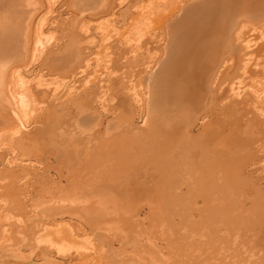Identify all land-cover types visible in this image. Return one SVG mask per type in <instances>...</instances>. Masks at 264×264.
Here are the masks:
<instances>
[{"label": "rangeland", "instance_id": "374dc122", "mask_svg": "<svg viewBox=\"0 0 264 264\" xmlns=\"http://www.w3.org/2000/svg\"><path fill=\"white\" fill-rule=\"evenodd\" d=\"M192 2L17 0L22 39L0 60V264H214L217 246L211 238L203 240L197 210L187 225L190 234L182 231L186 211H192L188 198L193 195L203 205L197 192L212 190L217 176L232 179L229 193L235 201L242 194L254 196L245 182L249 173L264 189V13L238 19L229 34L233 58L224 59L210 78L204 68L210 63L202 58L215 38L225 50L227 32L212 18L190 34L187 8ZM166 28L172 34L169 44ZM183 35L190 36V43H184ZM178 50L184 59L174 60L168 71V56L174 51L178 56ZM161 67L166 77L170 73L174 79L178 70L184 72L180 78L190 76L196 105L181 123L168 121L180 125L177 135L156 130L133 137L122 129L117 109L127 98L135 124L141 125L147 112L136 98L167 101L170 89L159 86ZM225 67L233 70L219 80ZM232 103L238 106L235 113H219ZM252 116L263 132L256 131L252 155L240 168L219 145L207 143L201 126L207 121L211 133L229 135L236 121L245 124ZM165 117H159V126H165ZM255 204L261 216L253 226L260 243L264 200ZM216 225L224 237L228 228ZM191 247L200 250L198 255L205 250L202 262L192 256ZM232 255L244 264L239 249Z\"/></svg>", "mask_w": 264, "mask_h": 264}, {"label": "bare ground", "instance_id": "6f19581e", "mask_svg": "<svg viewBox=\"0 0 264 264\" xmlns=\"http://www.w3.org/2000/svg\"><path fill=\"white\" fill-rule=\"evenodd\" d=\"M17 4H18L17 0H0V60L2 59V57L6 53H8V49H10V48L13 49V48L19 47L18 44H17V41H21V39H22V35H23L22 30H21L22 23L18 19L19 9L17 7ZM187 11H188L187 12V19H188L187 22H188V25H189L187 27V30L189 28V33L190 34L191 33L196 34L197 31H199V29L201 27L200 24L202 25L208 19H212V18L214 20H216V21H220L221 24H223V31L227 32V35L225 37V43H226L225 50H223L221 48L222 47L220 45L221 42L220 41L216 42V40H215L216 38H215L214 39V44L215 45H212V48H210V50L206 49V50H208V52L205 53V55L203 54L204 56H203L202 59L203 60L206 59L205 62L207 61L208 63H210V67H208V65H206L207 63L205 64L206 66L203 65L201 67H204V66H205L204 68L207 67V69H208L207 74H208V76H210V75H212L214 73V71L217 69V67H219L220 63L224 59L233 58V54H234L233 52H234L235 49H233L234 46L232 47V44H231V40L232 39L230 40V37H229V34L234 30L233 26H235V24H236V22L238 21L239 18L250 19V18H255L256 15L263 14L264 13V0H198V1L197 0H193V2L188 5ZM175 20H176V22H178L177 20H179V19L176 18ZM183 21H185V20H183ZM181 24L179 25L180 28L177 25L179 30L182 29L183 26L185 25L184 24L183 26H181ZM211 27H212V25H211ZM169 28H166L168 35L170 34V29ZM181 31H179V32H181ZM181 33H184V30ZM186 33H185V35H186ZM171 35L168 36L169 37L168 44L170 42V39L172 38V37H170ZM217 35L220 36L219 33ZM185 37H187V36L183 35V37H182V38H184V40L187 39V41L183 40L184 43L185 42H187V43L189 42L190 43L189 40H191V39L188 40V37L190 38V36H188L186 39H185ZM179 38H180V41L182 43L181 37H179ZM175 39L173 38L174 43H175V41L177 43L178 40L177 39L175 40ZM172 43H171V47L174 46V43L173 44ZM222 43L225 44L224 42H222ZM168 44H167L166 48H168ZM183 44H181V45L183 46ZM178 46H180V45H178ZM209 46H211V45H209ZM181 47H180V50H181ZM176 51H174V52L172 51L173 53L169 54L171 58L168 56L169 61L166 64L167 67L165 66L167 69H168V67H170L168 71L171 70V67H172L171 64H173L174 60L176 61L177 58L184 59L185 55H182L181 51L179 52V50H178V52L180 54H178V56H177V54H175ZM166 68H165V71H166ZM173 68H174V65H173ZM159 70L160 71L159 72L157 71V72L159 73V75L161 74V77H162V78L159 79V83H160L159 86H163V87L168 86L166 89H170V92H168L167 101H164V102L161 101V100L157 101V99L156 100L152 99V97L148 98L149 95L147 96L146 99H143L141 97H139L138 99L136 98V101H140L141 102L140 103L141 105H139L140 106V110L141 111L145 110L147 112V114H145L144 122L141 125L135 124L134 116L132 115V112H133L134 108L132 107L131 102L130 103L127 102L128 101L127 98H124L123 101H122V99H120L122 101V102L120 101L121 104H123V107L122 108L120 107L121 110H118L119 108L117 107L118 108L117 109L116 106H115V108L117 109V116H118V117L117 116H115V117H117L120 120V123L122 125V129L128 131L129 134L131 136H133V137H135V136L136 137L144 136L145 134H149L150 135V133H152L153 131L155 132L156 130H158V132L160 130H162V131L171 130V131H174L175 133L176 132L178 133V131L180 130L179 129L180 127H178V126H180V125L175 126V125H171V124H173L175 122L177 124V122H179V121L181 123V121H183L184 119H186L189 116L190 110L192 111L193 110L192 108H194L193 105H196L194 103L195 93L193 91V88L191 87V85H193V84H190L191 82L194 83V81L190 80V76H189V79L187 78L188 76L185 77V78H180L182 76L181 74L184 73V72L182 70H180V71L178 70V72L175 71V74L177 75V77L175 75V78L173 79V78L170 77V73H168V72H167L168 73L167 74L168 77L164 76L165 74L162 75V72H164V71H162L163 70L162 67H161V69L159 68ZM201 70H202V68H201ZM205 70H202L201 72H203ZM231 70H233V68L225 67L222 70L221 79H219V80H224L225 77H223V75L225 76L226 73L228 74V72L229 71L231 72ZM172 72H174V71L172 70ZM173 75H174V73H173ZM203 76H205V78H206V74L205 75L202 74V77ZM211 77L212 76H210V78ZM202 80H201V83H202ZM205 82H206V80H205ZM203 84H202V88H203ZM207 85H208V87L210 86L209 83ZM202 94L205 96L204 93H202ZM201 95H200V97H201ZM111 102L113 103L114 101H111ZM216 103H218V101H216ZM211 105L213 106V107L212 106L211 107L214 108V105L213 104H211ZM208 106L209 105H207V107ZM216 106L217 105H215V107ZM155 107L159 108L158 111L157 110L156 111L152 110V108H155ZM161 108L163 109V113L162 114L165 113L166 117L163 120V122H165L164 123L165 126H162L160 124V126H161L160 127L158 125V122L160 121L159 117L162 115L161 114ZM237 108H238L237 103H232L229 106H226L225 108H223V110H221V112H219V113H223L224 112V114H227V112H229L230 114H233V113H235ZM245 113H246V111L242 110V116ZM212 120H214V118H211V123H212ZM168 121L169 122L171 121V124H167ZM169 126H171V128H173L172 126H175L176 129H174L175 128L174 127L173 130H172V129H170ZM210 126H211V124L208 123L207 121H204V123L201 126V127H203V130L205 131V134H206L205 137H206L207 143L209 142L211 144L219 145V147L218 146H215V147L213 146V148L215 149L216 147H218V149L220 151H222V153L224 154L225 157H230L232 159H235L236 160V166H237V161H238V164H240L238 167L241 166L240 168H242L243 166L246 165L245 162H247L250 159L251 155H252V151H253L252 150V142L254 141V138L256 136V133H257L256 131L263 132L261 123L254 116H252L250 118V120L247 123H245V124H242V122L239 121V120L236 121V123L231 127L233 133H231V134L228 133L229 135L222 134V133L213 134V133L210 132V129H211ZM213 126L215 127V125H213ZM166 131H164V132L166 133ZM211 131H213V130L211 129ZM190 132H191L190 128L188 130H185L184 134L186 135L187 139L190 138ZM177 133H176V135H177ZM181 136H182V134H181ZM169 140L167 139L166 141H169ZM204 141H205V139H204ZM165 144H167V143H165ZM208 147H209V144H208ZM143 168L145 170H147V171L149 169V168H147L145 166ZM235 168H237V167H235ZM240 170L242 171V169H240ZM217 175H219V174H217ZM184 176H186V174ZM220 176H221V174L219 175V177ZM235 176H237V175H235ZM235 176L233 175L232 177H235ZM185 179H186V177H185ZM207 179L211 180L210 178H207ZM218 179L219 178L217 176L215 178V180H213V184L211 183V185L213 187L212 190H208L207 188H204V190L202 192L201 191L197 192V195H199L201 197L202 201H203V205L198 206L195 203V201H194L195 197L193 195H191V197L189 196L188 199H190L191 204H190V209L189 208L188 209L192 210V211H186V212H189L188 215L184 212L186 214V220L184 222L185 226L183 227L182 231H184L185 233L190 234L188 229H187V225H188L189 221H192V222L194 221V218L192 217L191 214H192L193 210L194 211L197 210L198 213H199V218L198 219L201 220L200 224L203 223V229H202V232H201V235H203V240L204 239L207 240V238H211V239H213V243H215V245L217 246V252L215 253L216 256L213 259L214 264H240L236 260L237 259L236 256L232 255V252H234L236 249H239L242 252V255L246 259L245 262H242V263H244V264H264V240H263V242L261 241L262 243L261 242L258 243L259 241L257 240L258 239L257 238V234H258L259 231L257 232L256 228H254V226H253L254 223L257 222L258 218L261 216V214L260 215L256 214L260 207L258 206V204H255V202L256 201H260V200L262 202L264 200V199L262 200V198L264 197L263 196L264 195V189H259L258 187H256V183H257L256 180H258V178L257 177L256 178L253 177V175L249 173L248 177L245 179V182L252 186V189H253V192H254V196L253 197H249V196L245 197L243 194L240 195L242 192L239 193L240 201H241L240 197H242V200L243 199L244 200L241 201V202L239 200H236V201H238L240 203V206H237L236 203H238V202H236L235 199L233 198V194L231 196L230 193H229V185L228 184L232 181V179H230L231 181H229V180H225L224 181V180H218ZM224 179H225V177H224ZM240 179L238 177V180H240ZM233 180H235V178ZM241 182H242V180H241ZM245 182H243V184ZM184 183L186 184V182H184ZM233 183H232V185H233ZM179 185H180L179 181H175L174 183H172V186H173V188L175 190H178V186ZM230 185H231V183H230ZM239 187H241V186H239ZM242 189H240V190H242ZM260 190H262V194L263 195L259 194ZM195 194H196V192H195ZM234 195H236V194H234ZM237 195H236V197H237ZM179 196H182V194H180ZM152 197H150L151 200H153ZM247 200L251 202V206H249V207H245V204H246ZM190 201L188 200V202H190ZM148 203H149V201H148ZM152 205H153V203H152ZM155 207L156 206H154V208ZM261 207H262V205H261ZM153 212H152V214H153ZM147 214H150V212H147ZM262 214H263L262 216H264V213H262ZM182 215L180 216L181 218L184 217V215L183 216ZM195 221H196L195 223H198L197 219ZM181 222L182 221H179V223H181ZM112 223L113 222H109L108 221V222H106V225H110L111 226ZM114 223L116 225L120 226V223H118V222H114ZM161 223H162V221H161ZM216 224L228 228V230L226 231L224 237L221 236V234L219 233ZM194 225H196V224H194ZM250 225L253 228L247 229L248 226H250ZM127 226H128V224H127ZM166 226H167V224H166ZM112 227H114V226H112ZM171 228H169V229H171ZM168 230H167V233H168ZM213 232H215V233H213ZM217 233H218V235L215 237V235ZM183 235L185 236L186 234H183ZM183 235H181V236L184 237ZM186 237H187V235H186ZM169 240H171V239H169ZM197 240L199 241V239H197ZM193 242H194V239H193ZM166 243H168V242H166ZM178 243H180V242H178ZM178 243H176V244H178ZM182 243L184 244L183 241H181L180 244H182ZM187 243H188V241H187ZM195 243H196V241H195ZM205 243H208V242H205ZM217 243H219L221 246L217 245ZM223 243L224 244L226 243V245L223 246ZM247 243L252 244L253 247L247 246L246 245ZM170 244H172V243H170ZM167 246L168 245H166L165 247L168 248ZM189 247H190V244H189ZM191 248H193V247H191ZM207 249L208 250L210 249L209 246L207 247ZM193 250H191V251H193V253H192L193 255L192 256L196 255V257H195L196 260L198 259V262H202L204 260L202 258L203 257L202 255H205V252H204L205 250L202 251L203 252L202 255H198V252H200V250H197V249H194V248H193ZM180 251L182 252V247L180 248ZM226 251H230V253L227 254ZM181 252H179V254H181ZM186 253H187V251H186ZM219 254H223V257L219 258L218 257Z\"/></svg>", "mask_w": 264, "mask_h": 264}]
</instances>
